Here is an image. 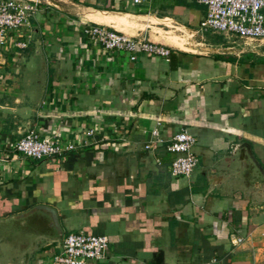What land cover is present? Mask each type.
I'll use <instances>...</instances> for the list:
<instances>
[{
    "label": "crops",
    "instance_id": "crops-1",
    "mask_svg": "<svg viewBox=\"0 0 264 264\" xmlns=\"http://www.w3.org/2000/svg\"><path fill=\"white\" fill-rule=\"evenodd\" d=\"M39 1L0 47V219L53 208L63 236L108 238L88 264H264V40L195 42L206 9L186 0ZM86 24L174 53L132 62L89 43ZM30 129L74 149L26 158L12 146ZM181 130L199 159L188 178L170 174ZM244 143L260 170L239 162ZM59 250L42 239L0 264H50Z\"/></svg>",
    "mask_w": 264,
    "mask_h": 264
},
{
    "label": "built area",
    "instance_id": "built-area-1",
    "mask_svg": "<svg viewBox=\"0 0 264 264\" xmlns=\"http://www.w3.org/2000/svg\"><path fill=\"white\" fill-rule=\"evenodd\" d=\"M140 4L142 0H133ZM204 6L205 18L200 24L202 32L221 36H232L241 40H264V0H186ZM39 0H0V47L6 43L9 34L30 25L37 11ZM83 35L89 43L100 46L108 52L127 54L135 61L138 54L169 61L171 50L161 44L151 42L141 36H130L111 27L86 24ZM18 48L26 44L18 42ZM157 131L152 135L157 137ZM195 138L186 130H181L169 142L167 151L173 155L170 174L175 178H188L199 164L193 153ZM13 150L26 158L43 160L62 156L74 147H62L55 135L41 136L36 130H27L12 146ZM150 148L149 145L145 146ZM240 240H238L239 242ZM108 238L83 232L66 234L62 238L59 253L52 257L50 264H88L104 259L108 249Z\"/></svg>",
    "mask_w": 264,
    "mask_h": 264
},
{
    "label": "water",
    "instance_id": "water-1",
    "mask_svg": "<svg viewBox=\"0 0 264 264\" xmlns=\"http://www.w3.org/2000/svg\"><path fill=\"white\" fill-rule=\"evenodd\" d=\"M237 151L242 166L247 167L245 159L247 156L251 163L260 170L248 144H241L237 147ZM0 232L12 235L14 245H16L14 248L32 246L37 241L44 239L56 244V247L61 249L63 232L57 212L49 206L39 205L25 213L0 219Z\"/></svg>",
    "mask_w": 264,
    "mask_h": 264
},
{
    "label": "rangeland",
    "instance_id": "rangeland-1",
    "mask_svg": "<svg viewBox=\"0 0 264 264\" xmlns=\"http://www.w3.org/2000/svg\"><path fill=\"white\" fill-rule=\"evenodd\" d=\"M159 2L162 3L164 6H169V7H170L169 4L172 3L171 0H159ZM203 8H205V7H203ZM158 14H162V13L159 11ZM192 27L195 30V32H194L195 37L193 38V40L197 43H200V42L209 43L212 40L219 41L221 39V37H223L221 35L213 34L209 31L201 32L200 25L198 26L197 23H195V25H193ZM169 30H171V28ZM182 34H184V32ZM243 41H250V40H243ZM194 46H197V45L194 44ZM260 50H264V49L261 48ZM15 246L16 245H14V239H13L12 235H7L5 233L0 232V254L1 255L2 254L3 255L11 254V252H13L15 250V248H14ZM22 246H23V243H22L21 247Z\"/></svg>",
    "mask_w": 264,
    "mask_h": 264
},
{
    "label": "bare ground",
    "instance_id": "bare-ground-1",
    "mask_svg": "<svg viewBox=\"0 0 264 264\" xmlns=\"http://www.w3.org/2000/svg\"><path fill=\"white\" fill-rule=\"evenodd\" d=\"M74 11H76V10H74ZM79 11V10H78ZM82 11V10H81ZM86 11V10H85ZM84 12V11H83ZM88 12V11H87ZM76 13V12H75ZM94 14V13H93ZM98 14H103L102 12L101 13H97L96 15H89V19L90 20H95V21H100L101 22V17H100V15H98ZM85 18V17H84ZM105 23H106V18H105ZM109 23V21L107 20V24ZM175 42V41H174ZM174 45V44H173ZM200 47L199 46H194V45H192V46H189L188 47V49L189 50H198ZM202 48V47H201ZM200 48V49H201Z\"/></svg>",
    "mask_w": 264,
    "mask_h": 264
},
{
    "label": "trees",
    "instance_id": "trees-1",
    "mask_svg": "<svg viewBox=\"0 0 264 264\" xmlns=\"http://www.w3.org/2000/svg\"><path fill=\"white\" fill-rule=\"evenodd\" d=\"M173 53H174V51L172 50V51H171V55H173ZM170 63H171V67H172V68H175V66L173 65L174 63H173V60H172V59H171V62H170Z\"/></svg>",
    "mask_w": 264,
    "mask_h": 264
}]
</instances>
